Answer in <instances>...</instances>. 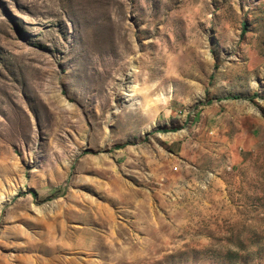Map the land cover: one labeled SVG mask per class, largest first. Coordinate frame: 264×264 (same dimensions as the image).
Here are the masks:
<instances>
[{"label": "rangeland", "instance_id": "rangeland-1", "mask_svg": "<svg viewBox=\"0 0 264 264\" xmlns=\"http://www.w3.org/2000/svg\"><path fill=\"white\" fill-rule=\"evenodd\" d=\"M0 264H264V0H0Z\"/></svg>", "mask_w": 264, "mask_h": 264}, {"label": "trees", "instance_id": "trees-1", "mask_svg": "<svg viewBox=\"0 0 264 264\" xmlns=\"http://www.w3.org/2000/svg\"><path fill=\"white\" fill-rule=\"evenodd\" d=\"M30 193L33 195V196H36V193L34 191H30Z\"/></svg>", "mask_w": 264, "mask_h": 264}, {"label": "bare ground", "instance_id": "bare-ground-1", "mask_svg": "<svg viewBox=\"0 0 264 264\" xmlns=\"http://www.w3.org/2000/svg\"><path fill=\"white\" fill-rule=\"evenodd\" d=\"M163 82H165V79L163 80Z\"/></svg>", "mask_w": 264, "mask_h": 264}]
</instances>
